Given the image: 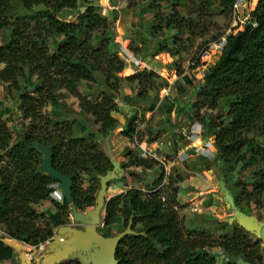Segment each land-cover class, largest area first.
I'll return each mask as SVG.
<instances>
[{"label": "trees", "instance_id": "obj_1", "mask_svg": "<svg viewBox=\"0 0 264 264\" xmlns=\"http://www.w3.org/2000/svg\"><path fill=\"white\" fill-rule=\"evenodd\" d=\"M143 1H148L155 13L158 26L155 33L167 29L175 30L177 36L188 33L189 46L196 37L208 35L209 27L202 22L209 11L216 8L231 14L237 2L199 0L197 14L192 17L180 11L187 0ZM165 3L171 7L168 13L161 9ZM83 7L85 10L81 11L79 0H0V33L9 32L6 45H0V84L19 91V111L22 119L28 121L20 140L12 143L11 128L0 119V228L8 237L35 247L54 237V228L64 223L70 205L50 197L49 185L56 180L41 169L43 156L31 146L41 143L50 147L55 169L73 181V206L80 211L93 208L100 177L112 167L99 141L120 124L116 99L122 98L124 103L135 106L149 101L152 92L168 85L148 69L120 77L124 62L117 51L109 49L114 43L109 47L106 44L112 41L115 18L102 17L100 7L92 2ZM72 12H76V19L68 21ZM215 39L203 41L205 52L207 44ZM177 46L176 51H171L159 45L158 53H171L172 65L181 75L184 70L180 62L184 61L186 50ZM200 60L199 56L188 70L199 66ZM182 78L189 89L196 87L189 77ZM22 80L25 87L21 86ZM83 82L99 83L95 99L81 92ZM124 82L132 89L131 95L121 93ZM60 92L78 100L80 110L98 125L96 131L88 132L87 136L84 132L77 135L73 123L58 127L43 114L49 105L60 106ZM223 100L228 101L229 108L225 117H217L208 136L217 150L216 160L227 169L234 170L239 165V177L250 169V181L238 177L239 192L235 197L237 206L248 213L246 210L252 203L264 206V0L258 1L242 30L227 36L221 55L199 82L192 105L194 116L199 117L203 110L217 112ZM173 108L170 105L168 115ZM154 109L153 102L143 110ZM134 117L129 118L123 129L131 141L137 128ZM201 120L205 122L203 116ZM125 157L124 167L148 170L159 166L163 170L158 161L140 157L137 148H126ZM158 183L148 188L149 194L142 188H129L108 200L104 225L110 227L120 217L122 229L130 226L133 230L117 245V264H218L211 252L214 247L227 256L263 264L262 242L233 222L209 219V224L216 223L224 231L217 237L206 230L186 229L177 208L178 189L156 190ZM50 208L55 211L53 222L43 211ZM102 235L109 237L106 232ZM15 255V249L0 239V264L11 261ZM72 262L68 258L56 264Z\"/></svg>", "mask_w": 264, "mask_h": 264}, {"label": "rangeland", "instance_id": "obj_2", "mask_svg": "<svg viewBox=\"0 0 264 264\" xmlns=\"http://www.w3.org/2000/svg\"><path fill=\"white\" fill-rule=\"evenodd\" d=\"M259 0H243L237 3L231 14H224L220 10L209 11L207 16L203 19L202 25L209 27L208 35L204 37H196L193 40L191 46L186 41L188 33H183L177 36L175 30L167 29L161 30L155 33V28L158 27L154 20V11L149 8V2L143 0H79V8L81 11L85 10L83 4L92 2L96 6L100 7L99 13L102 17L112 20V41L106 42L108 47L114 43L109 49L118 52V56L124 62L123 70L118 74L120 77H127L133 73L148 69L157 73L160 80L168 83L164 88L159 89L157 92H152L150 100L143 102L142 104H136L130 106L122 101V98H117L118 112L116 116L120 119V124L117 126L111 134L107 137L101 138L99 141L101 149L110 158L112 167L108 171L111 174V178L107 180L104 192L105 200H109L113 196H116L122 192H125L129 188H142L147 190L153 184L158 183L159 176L163 173H168L166 187L168 191L172 188L178 189V200L180 205L177 207L180 215L184 218V226L189 230H206L214 234L216 237L221 235L224 231L220 230V226L216 223H210L209 219L216 217L219 220H225L233 222L240 227L244 226L236 218V212L244 213L235 203L233 207L229 205V197L231 195L235 201V197L239 192L238 185L236 184L238 179L243 181H250V169L248 168L244 174L239 177L237 165L236 169L229 170L219 160L212 161L213 153L210 157L200 156L204 150L203 140L198 138L194 142V136L192 140H188V134L184 132L189 129L186 127L190 124L191 131L196 134H202L200 127L204 129V136L209 139L208 133L211 131L214 121L220 115L225 117L226 111L229 108V103L226 100L221 101L219 110L208 111L203 110L199 117L194 116L192 105L195 101V93L199 86V81H203L204 74L202 71L212 65L221 55L222 51L217 47H211L210 55H206L203 41H208L210 38L216 37L213 43L220 41L222 38H227L231 33L236 34L238 31L244 28L245 21L250 18V13L256 8ZM199 8V0H187L185 5L180 7V11L184 16L194 17L197 14ZM165 13L170 12L171 7L165 3L161 7ZM76 19V12H72L67 17L68 21H74ZM178 38L175 39L174 36ZM9 40V32L2 31L0 33V45H6ZM176 41V43H175ZM116 44V45H115ZM159 45H164L171 51H176L178 46L185 48L184 61L180 62L183 70L196 63V59L201 55L207 56L201 57V64L191 70L190 74L193 77L196 88L193 91H188L181 81L175 80L179 76L177 70L172 65L174 57L169 52L158 53ZM208 49V48H207ZM142 61V62H141ZM203 62L207 64L203 65ZM159 80H157V83ZM25 83L22 80L21 86L25 87ZM171 86L172 89L168 90ZM96 87H101L99 83L83 82L80 85V90L83 94L89 96L91 99L96 98L94 94ZM32 91V89L30 90ZM132 89L127 86L126 82L123 83L121 93L132 94ZM19 91L10 89L7 84H0V119L7 121L11 128L13 140L15 143L20 140V135L27 129L28 121L22 119V114L19 111ZM60 106L58 108L51 105L47 106L43 110V114L50 117L58 127L63 126V123L71 122L74 124V130L77 135L84 132L83 135L88 132L96 131L98 125L93 122V118L80 110L78 100L72 98L70 95L60 92ZM194 97V99H193ZM155 103V109L152 111H145L150 107V104ZM176 106L175 114L168 115V108L170 105ZM137 113V115H136ZM134 115H136L134 117ZM194 116V117H193ZM201 116L204 117V123L201 120ZM134 117V122L137 127L140 128V139H150L151 143L155 140L165 141L167 147L163 150L165 159L164 164H160L163 170L160 171V167L156 166L152 169L145 170L141 167L127 166L124 167V163H127L125 157L126 148L132 147L131 140L126 137L123 132L125 125L129 118ZM176 117L174 121L167 122L165 118ZM179 117V118H178ZM197 122V123H195ZM81 125V126H80ZM194 142V143H193ZM209 143V142H208ZM213 143V140H212ZM209 145V144H208ZM209 147L214 150L213 145ZM195 148V149H194ZM161 150H159L160 152ZM42 154V153H41ZM43 156V154H42ZM108 172L104 175L107 176ZM102 177V176H101ZM101 177L99 180V189L97 191V197L102 188ZM239 177V178H238ZM97 200L93 208L83 211L87 213L93 210L97 205ZM232 202H230L231 204ZM236 210V211H235ZM46 213L49 221L53 222V216L55 215L54 209H43ZM103 211V209H102ZM248 213L245 215L255 218L260 222H264V206H257L252 203L246 210ZM101 214V218H102ZM71 225H67L66 222L60 223L54 228L55 235L48 240L45 244H41L38 247L32 245H25L23 252L26 254V261L31 264H43L45 258L53 256L57 249L62 248L61 241L57 240V235L60 238L67 239L72 232L67 233V228L70 226L71 230L85 232L86 224L76 220L70 206L68 215L65 217ZM64 218V219H65ZM104 219V216H103ZM103 221V220H101ZM124 230L122 229V219L119 217L115 223L106 227L100 223L96 227L98 234L104 232L110 236H117ZM68 234V235H66ZM253 237L261 241V255L264 259V239L258 236L252 231ZM87 250L92 251L93 245L88 247ZM88 247V248H87ZM16 255L11 261H7L4 264H23L22 263V248L16 249ZM215 256L218 264H222L226 261H237L239 259L225 255L218 247H214L211 250ZM74 261L71 264H75V261L80 264H91L88 260L86 253L83 251L76 252L70 256ZM263 261V260H262Z\"/></svg>", "mask_w": 264, "mask_h": 264}, {"label": "water", "instance_id": "obj_3", "mask_svg": "<svg viewBox=\"0 0 264 264\" xmlns=\"http://www.w3.org/2000/svg\"><path fill=\"white\" fill-rule=\"evenodd\" d=\"M204 63L207 64L206 62ZM31 147H36L43 154V162L41 165V169L59 182L60 188L62 189L63 194L65 196V201L67 202L68 205L72 206V211L74 213L76 220L80 221L83 224H86L85 232L71 230L70 226H68L67 233L71 231L72 235H70L67 239L60 238V236L57 235V240L61 241L62 248L57 249L53 256H49L45 258L43 264L59 263L61 261L70 258L72 254L80 251L86 253L87 258L91 262V264H117V260L115 257L117 245L124 236L133 233V230L129 226L127 229H125L117 236H110V237H105L102 234H98L96 232L97 225L100 223L104 224V222L101 221L103 220V216L101 218L100 215L106 209V204L108 202V200H105L104 198V192H105L106 182H108L107 180L111 178V174L108 172L106 177L104 175L101 177L102 188L99 193V197H97L98 198L97 205L93 210L84 213L83 211L77 210L75 206H73V199H72L73 181L70 176L60 173L53 166L52 149L50 147H46L41 143H35ZM227 196L229 197L228 206H231L233 207V209H235L234 207L235 201L233 197L229 194H227ZM230 202L232 203L230 204ZM236 214H237L236 215L237 220L241 222V224L244 226L246 230L250 232L253 231L262 239H264V222H260L257 219L249 217L239 211H237ZM64 221L66 222L67 225H71V222L67 218H65ZM1 240L5 244L13 247L14 249L22 248V252L23 249L25 248V245H27L21 241L11 243L6 239H1ZM86 245L88 247H90V245H93L94 247L93 250L92 251L87 250L85 247ZM24 259H25V252L22 254L23 264H24L23 262ZM239 261L240 264H251L245 262L242 259H239ZM28 264L31 263L28 262Z\"/></svg>", "mask_w": 264, "mask_h": 264}, {"label": "built area", "instance_id": "obj_4", "mask_svg": "<svg viewBox=\"0 0 264 264\" xmlns=\"http://www.w3.org/2000/svg\"><path fill=\"white\" fill-rule=\"evenodd\" d=\"M241 1H243V0H237L234 7H236L237 3L241 2ZM225 44H226V38H222L220 41H216L213 43H208L207 44L208 49L206 50V55H210L211 47H217V48H219V50L222 51ZM201 57L206 58L207 56L201 55ZM171 89H172V87L169 86L168 90H166V92L168 93V91H170ZM186 133L188 134L187 130L184 132V134H186ZM188 140H192V134L191 133L188 134ZM131 142H132L131 148H137L139 151L140 157L145 158V159H149V160L158 161L161 165L164 164L165 155L162 152H164L163 150L167 147L165 141L159 139V140H155L151 143L150 139L141 140L140 139V128L137 127L136 132L133 136V140ZM159 150H161V151L159 152ZM167 175H168V173H164V175H162V180L159 181V183L157 184L156 190L164 189L166 187L165 185L167 183ZM49 188H50L49 195L52 199H54L55 201H57L59 203L65 202V196L63 194L62 189L60 188V184L58 181L51 183L49 185ZM143 191L146 194H149L151 192L149 189L143 190ZM163 199H165V198H163ZM0 239H6V240L10 241L11 243L19 242L16 239L8 237V235L5 233V231H3L1 228H0ZM25 244H27V243H25ZM27 245H29V244H27Z\"/></svg>", "mask_w": 264, "mask_h": 264}, {"label": "crops", "instance_id": "obj_5", "mask_svg": "<svg viewBox=\"0 0 264 264\" xmlns=\"http://www.w3.org/2000/svg\"><path fill=\"white\" fill-rule=\"evenodd\" d=\"M142 62V61H141ZM216 62V61H215ZM214 62V63H215ZM207 63V62H206ZM213 63V64H214ZM205 63L203 62V65H204ZM212 64V65H213ZM212 65H210V67L212 66ZM209 67V68H210ZM209 68L207 69V71L209 70ZM207 71H202V73L203 74H205ZM185 75V77H189V79H190V81H191V83H193V84H195V82H194V80H193V77H192V75L190 74V72H189V70H188V68L187 69H185L184 70V72H183V74H181V75H179V76H177V78H176V80H175V83L177 82V81H181L182 83H183V85H184V87L190 92V91H193V90H195V89H197L196 87L195 88H193V89H189V87H188V85L185 83V81H183V76ZM199 82H201V81H199ZM195 95H196V93H195ZM193 99H194V97H193ZM195 100V99H194ZM192 102H194V101H192ZM176 106H177V104H175L174 105V108H173V110H172V112L171 113H173V114H175V112H176ZM179 118V117H178ZM176 119V117H173L172 119L171 118H168V117H166L165 118V120L167 121V122H169V120L170 121H174ZM195 123H197V122H195ZM191 125L192 124H190V125H188L186 128L187 129H189L188 130V132L189 133H191L193 136H194V142H195V140H197L198 138H200V139H202L203 140V145H205L206 143V145H205V147L203 148V152L202 153H200L201 155L200 156H204V157H210L211 156V154L213 153V158L214 159H211L212 161H214L215 159H216V156H217V150L215 149V147H214V150H212L210 147H209V145H213L214 146V143H212V138L211 137H209V139L206 137V136H204L205 134H204V129L202 128V126L200 127V132L202 133V134H196L195 132H192L191 131ZM193 142V143H194ZM209 142V143H208ZM209 144V145H208ZM195 149V148H194ZM103 215L102 216H104L105 215V210L103 211V213H102Z\"/></svg>", "mask_w": 264, "mask_h": 264}, {"label": "bare ground", "instance_id": "obj_6", "mask_svg": "<svg viewBox=\"0 0 264 264\" xmlns=\"http://www.w3.org/2000/svg\"><path fill=\"white\" fill-rule=\"evenodd\" d=\"M23 262H24V264H28V262L26 261V254H25V259L23 260Z\"/></svg>", "mask_w": 264, "mask_h": 264}]
</instances>
